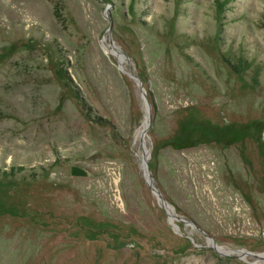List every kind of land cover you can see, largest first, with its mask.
I'll list each match as a JSON object with an SVG mask.
<instances>
[{
  "label": "rangeland",
  "instance_id": "rangeland-1",
  "mask_svg": "<svg viewBox=\"0 0 264 264\" xmlns=\"http://www.w3.org/2000/svg\"><path fill=\"white\" fill-rule=\"evenodd\" d=\"M148 148L200 230L146 184ZM246 252L264 255V0H0V264H264Z\"/></svg>",
  "mask_w": 264,
  "mask_h": 264
},
{
  "label": "water",
  "instance_id": "water-1",
  "mask_svg": "<svg viewBox=\"0 0 264 264\" xmlns=\"http://www.w3.org/2000/svg\"><path fill=\"white\" fill-rule=\"evenodd\" d=\"M112 48H114V47L112 46ZM118 52L121 54L122 57L124 56L119 50H118ZM115 59L117 60L119 66L122 68V64H120V62L118 61L117 57ZM131 76H133L134 78H136L137 81H138V84H140V80H139V78L137 76H135V75H131ZM150 124H151V117H150V114H148L146 116V124H145V126H144V128L142 130V139L140 141L141 147L143 146V136L146 137V133H147V130L149 129V127H150ZM149 156H150V152L143 151L142 152V155L140 157V160H141V168L143 170V176H144V179H145L146 184L148 185V187L150 188V190L157 197V200L160 203L161 207L164 209L166 215L170 219L171 218H176V219L182 220L183 222L189 224L190 226H194V227H196V228L199 229V227L194 222H192L191 220L184 219V218H180V217H177V216H175V215L172 214V208L163 199L162 195L160 194L159 190L157 189V187L154 184V180H153L152 174H151V172H150V170L148 168V159H149ZM70 174L73 175V176H86L87 175V172L83 168H80L78 166H71L70 167ZM207 237H208L209 241L212 244V248L215 251H217L219 254H224V253H222L220 251L221 248L218 249V247L216 245V242L211 237H209V236H207ZM246 253L249 254V255H251V256H254L257 259L264 260V255H262V254H253V253H250V252H246Z\"/></svg>",
  "mask_w": 264,
  "mask_h": 264
},
{
  "label": "bare ground",
  "instance_id": "bare-ground-1",
  "mask_svg": "<svg viewBox=\"0 0 264 264\" xmlns=\"http://www.w3.org/2000/svg\"><path fill=\"white\" fill-rule=\"evenodd\" d=\"M120 64H122V63H121V60H120ZM146 152H150V149L148 148V151H146ZM218 249H219V247H218ZM221 250H222V249H221Z\"/></svg>",
  "mask_w": 264,
  "mask_h": 264
}]
</instances>
